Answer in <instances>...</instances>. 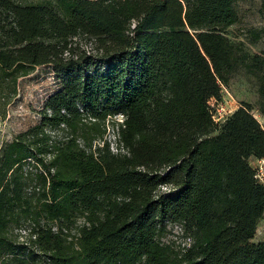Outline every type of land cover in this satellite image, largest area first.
Masks as SVG:
<instances>
[{
  "label": "trees",
  "instance_id": "trees-1",
  "mask_svg": "<svg viewBox=\"0 0 264 264\" xmlns=\"http://www.w3.org/2000/svg\"><path fill=\"white\" fill-rule=\"evenodd\" d=\"M234 1L0 0V106L37 66L60 82L0 144V264H264V127L210 105L244 65L264 115ZM176 225L184 245L162 239Z\"/></svg>",
  "mask_w": 264,
  "mask_h": 264
},
{
  "label": "rangeland",
  "instance_id": "rangeland-1",
  "mask_svg": "<svg viewBox=\"0 0 264 264\" xmlns=\"http://www.w3.org/2000/svg\"><path fill=\"white\" fill-rule=\"evenodd\" d=\"M22 3H52L56 0H18ZM262 0H235L234 6L238 20L227 28V34L234 42L249 52L264 56V36L255 40L252 30L260 29L264 25V13L261 11ZM83 44L93 45V42L84 41ZM259 76L257 72L250 71L246 66L240 65L229 77L227 83L222 84V97L212 98L210 105L217 120L223 121L231 112L236 110L243 102L253 106L252 112L264 127V115L260 110L261 97L259 93ZM60 87L50 65H41L32 69L28 74L19 77L17 94L6 106H0V144L3 140L11 139L17 132L27 129L37 123L40 118L46 98ZM122 117L118 115V119ZM107 137L114 140L112 121H109ZM115 148V144L113 145ZM252 164L263 166L264 162L257 158L250 159ZM16 232L19 229H15ZM25 235L26 230L22 229ZM165 242L175 240L184 245L188 240L182 234L181 228L176 225L162 238ZM264 240V218L258 223L253 241Z\"/></svg>",
  "mask_w": 264,
  "mask_h": 264
},
{
  "label": "built area",
  "instance_id": "built-area-1",
  "mask_svg": "<svg viewBox=\"0 0 264 264\" xmlns=\"http://www.w3.org/2000/svg\"><path fill=\"white\" fill-rule=\"evenodd\" d=\"M258 161H260V163L264 162V158L258 159ZM253 166H254V168L256 170L255 176L259 180L264 182V168H263V166H261V164L260 165L253 164ZM164 188H166V186H164Z\"/></svg>",
  "mask_w": 264,
  "mask_h": 264
}]
</instances>
